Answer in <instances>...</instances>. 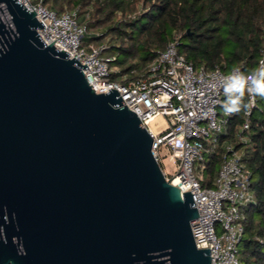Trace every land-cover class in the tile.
Returning <instances> with one entry per match:
<instances>
[{"label":"water","instance_id":"water-1","mask_svg":"<svg viewBox=\"0 0 264 264\" xmlns=\"http://www.w3.org/2000/svg\"><path fill=\"white\" fill-rule=\"evenodd\" d=\"M43 26L0 0V264H210L136 113Z\"/></svg>","mask_w":264,"mask_h":264},{"label":"built area","instance_id":"built-area-1","mask_svg":"<svg viewBox=\"0 0 264 264\" xmlns=\"http://www.w3.org/2000/svg\"><path fill=\"white\" fill-rule=\"evenodd\" d=\"M35 12L43 27L37 34L46 44L52 42L57 50H65L67 58L86 64L81 70L96 93L116 89L128 109L135 112L152 138V155L165 179L177 186L180 193L190 191L198 216L190 222L197 248H209L210 264H241L237 249L243 234L244 209L254 201L250 189V172L241 154L230 142L222 145L219 167L213 187H202L194 174V162L205 151H214L217 140L226 132L230 115L223 110L222 78L240 68L223 71L219 66L210 69L194 65L179 51L177 37L170 40L136 79L111 80L117 71L110 66L109 57L101 56L105 44L82 45L87 33L86 21H80L79 11H57L42 0H19ZM264 63V47L260 50L257 67ZM243 72V71H242ZM255 107V106H254ZM246 112L238 140L247 142L245 131L249 122ZM157 115L167 120V128L154 134L149 122ZM209 143V146H206ZM176 164L177 172L169 176L162 167L161 152ZM220 231L217 232L216 226Z\"/></svg>","mask_w":264,"mask_h":264},{"label":"trees","instance_id":"trees-1","mask_svg":"<svg viewBox=\"0 0 264 264\" xmlns=\"http://www.w3.org/2000/svg\"><path fill=\"white\" fill-rule=\"evenodd\" d=\"M42 1L57 11L90 7L86 34H91L86 35L87 40L97 45L104 44L106 37L115 41L103 49L109 50L105 57L111 58L110 66L117 68L111 73L113 79H136L175 37L178 48L194 67L210 69L217 65L223 71L237 67L246 74L258 68L264 47V0ZM245 113L230 115L226 132L217 140L214 151L203 153L201 161L208 181L201 184L206 188L214 186L222 145L232 143L250 172L254 197L244 210L238 259L241 264H264V98H255V107L247 116V142L243 143L238 133Z\"/></svg>","mask_w":264,"mask_h":264},{"label":"clouds","instance_id":"clouds-1","mask_svg":"<svg viewBox=\"0 0 264 264\" xmlns=\"http://www.w3.org/2000/svg\"><path fill=\"white\" fill-rule=\"evenodd\" d=\"M222 84L226 96L222 105L224 113L250 112L255 98H264V63L247 74L236 69L222 78Z\"/></svg>","mask_w":264,"mask_h":264},{"label":"rangeland","instance_id":"rangeland-1","mask_svg":"<svg viewBox=\"0 0 264 264\" xmlns=\"http://www.w3.org/2000/svg\"><path fill=\"white\" fill-rule=\"evenodd\" d=\"M89 9H90V7H86V8L78 10L79 11V19H80V21L81 20L82 21H86L87 20V11ZM90 34L91 33L85 34L84 37H83L82 45H84L85 47H87L88 44L91 42L90 40H87V36H89ZM92 34L95 35V33H92ZM103 43L105 45H107V46H110L112 44H115V41L113 39H109V37H106L105 40L103 41ZM108 51L109 50H103L100 53L101 56H103V57L108 56V53H109ZM110 51L113 52L111 49H110ZM179 51H180V49H179ZM180 52L183 53L182 51H180ZM114 68L117 69L116 67H114ZM195 69H197V67H195ZM111 80L120 81L121 77H116L114 79L111 78ZM148 125H149V128L151 129V131L154 134H160L161 132H163L167 128L168 123H167V120H166V118L164 116L157 115L149 122ZM160 163H161L162 167L164 168V170L166 171V173L169 176H173L177 172L176 164L168 158V153L165 152V151L161 152V161H160ZM194 174H195L196 178L199 180L200 184L202 182L206 183L208 181V173H207V171H206V169H205V167H204V165H203L201 160H196L194 162ZM215 178H214V182H215ZM202 184H201V186H202ZM216 229H217V232L219 233L220 228H219L218 225L216 226Z\"/></svg>","mask_w":264,"mask_h":264}]
</instances>
